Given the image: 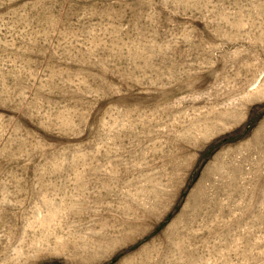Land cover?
<instances>
[{"label": "rangeland", "instance_id": "obj_1", "mask_svg": "<svg viewBox=\"0 0 264 264\" xmlns=\"http://www.w3.org/2000/svg\"><path fill=\"white\" fill-rule=\"evenodd\" d=\"M0 264H264V0H0Z\"/></svg>", "mask_w": 264, "mask_h": 264}]
</instances>
